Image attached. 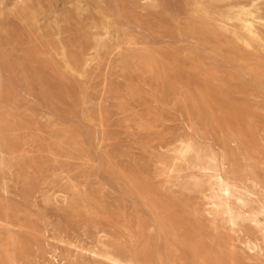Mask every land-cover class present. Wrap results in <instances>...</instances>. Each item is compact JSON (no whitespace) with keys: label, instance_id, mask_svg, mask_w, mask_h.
<instances>
[{"label":"rangeland","instance_id":"374dc122","mask_svg":"<svg viewBox=\"0 0 264 264\" xmlns=\"http://www.w3.org/2000/svg\"><path fill=\"white\" fill-rule=\"evenodd\" d=\"M0 264H264V0H0Z\"/></svg>","mask_w":264,"mask_h":264},{"label":"bare ground","instance_id":"6f19581e","mask_svg":"<svg viewBox=\"0 0 264 264\" xmlns=\"http://www.w3.org/2000/svg\"><path fill=\"white\" fill-rule=\"evenodd\" d=\"M254 33H255V32H254ZM257 36H260V35L257 34ZM220 181H221L222 184H224V191H225V193H226L227 195H229V189H228L227 185L224 183V180H223L222 178H220ZM222 186H223V185H222Z\"/></svg>","mask_w":264,"mask_h":264}]
</instances>
